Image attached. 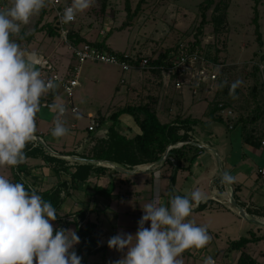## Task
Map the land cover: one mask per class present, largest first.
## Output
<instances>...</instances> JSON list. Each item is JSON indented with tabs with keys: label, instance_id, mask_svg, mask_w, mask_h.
<instances>
[{
	"label": "rangeland",
	"instance_id": "rangeland-1",
	"mask_svg": "<svg viewBox=\"0 0 264 264\" xmlns=\"http://www.w3.org/2000/svg\"><path fill=\"white\" fill-rule=\"evenodd\" d=\"M64 1L70 2L72 0ZM202 1L146 0L141 11L132 21L133 23L123 27L124 22L127 20L126 0H109L105 11L101 9L100 0H92L88 9L76 14L77 19L72 27L92 41L102 40L108 35L107 44L115 51H127L140 59L144 57L154 59L168 48L173 51L177 44L192 42L196 38L195 33L202 20L200 11ZM130 2L132 10H134L139 0H130ZM218 2H221L219 12L225 11V3L228 5L225 23L219 27L218 31L215 30L212 18L219 12L215 13L214 5L207 12L208 23L205 24L201 35L200 51L210 60L222 65L220 67L222 80L227 81L229 84L237 80L242 81L239 86L240 92L235 96L234 105L232 106L238 119L240 116L252 114L254 110L251 91L255 77L252 71L256 66V62L260 60L261 51L264 48V0H261L259 5L262 44L257 39L256 27L252 21L254 16L253 0H216V3ZM6 5L10 6V0H0V7ZM39 16L40 12L33 15L29 24L21 26V31L31 32ZM44 20L52 21L53 14L49 11ZM19 37L13 36V40L17 42ZM19 44L27 52L39 53L45 58L48 54L54 53L52 59H46V62H50V67L44 68L46 73L51 68H55L64 77L69 69H67L68 63L73 62V60L76 61L72 50L62 41L60 36L50 37L44 32H38L31 42L25 40ZM34 59L36 60L35 56ZM36 67L40 70L39 66L36 65ZM162 75L153 72L149 67L123 71L118 66L109 63L86 61L81 69V84L74 91L72 98L74 104L79 108V113L69 111L65 116L60 117L69 129L68 133L63 137L55 138L51 132H48L51 128H54L50 119L55 114L48 108L41 107L40 103L37 112L39 113V120L37 121V114L35 118L36 133L42 131L46 134L41 136L35 134V136L42 137L51 150L49 151L43 144L42 146L52 154L74 148L82 152L90 142L88 139V126L91 123L88 117L90 112L91 115L96 117L95 119L101 116L109 119L112 113L123 106L148 102L157 110L159 118L163 122L175 117L183 107L192 108V106H195L194 116H202V112L207 106L206 102L213 100L215 91H204L201 92V95H193L188 86L178 89L175 86V80L170 78L166 71L162 72ZM122 79H124V82H122ZM55 93L54 100L59 99L64 103L70 100L60 85ZM201 97L203 98L201 99ZM198 99L206 102H199ZM48 115L50 117L47 119ZM237 119L232 120L233 124ZM108 125L106 123L97 128L94 135L101 136L103 134L101 131L105 130ZM257 125L260 130H264V118L259 119ZM195 129L197 134L202 130L209 137L212 136L215 143L218 144L219 142L221 144V146H217L219 149L217 148L215 154L217 164H219L218 156L221 161L224 160V151L227 153L233 152L232 163H238L241 159L243 141L240 125L229 129L225 121L222 122L208 117L203 123H199ZM86 138L88 141L84 140ZM35 141L37 140L35 139ZM201 146H206V144L201 143ZM246 148L248 155H251L250 152L252 151L255 152L252 157L256 156V159L254 158L256 164L264 163V149L253 145H247ZM206 151V154L210 152L209 150ZM200 159L201 156L196 161L198 162ZM67 160L73 162L74 159L68 157ZM246 160L243 165H250L252 161L250 159ZM28 162L33 166L40 164V161L34 158H29ZM114 169L111 167L112 171ZM134 171L135 174L113 171L117 177L115 180L116 187L114 188L116 195L111 197L94 194L93 190L95 184L109 186L110 179L112 180L111 175L93 176L88 184H83L79 190L72 191L73 195L66 200L58 212L61 221L56 219L52 222L54 227L57 229L71 228L76 231L73 221L75 212L78 209L87 210L89 219L99 226L100 243L103 245L107 243L111 236L120 232L135 234L138 228V220L144 214L143 205L155 200L164 206L170 207L171 196L181 195L178 192L181 189L182 193L191 192L195 187V177L189 176L188 179H185L183 176L186 174L185 171L178 172V179L176 178L173 185L170 178L172 174L170 165L162 164L161 166H152L148 170L138 171L135 169ZM34 172L39 176L37 180L38 190L46 189L62 178L61 176H52L50 169L45 166H37ZM0 175L14 182L11 166L0 167ZM181 175L184 178L183 181H180ZM32 180L31 177L27 178L29 182H32ZM245 185H247V182H245ZM170 188L173 190L171 191ZM243 190L244 193L241 194L240 192V196L242 199H246L243 194L247 193L249 188L245 186ZM249 196L250 191L247 199ZM235 209L237 210V208ZM223 212L224 210L220 206L210 205L205 210H196L192 206L191 215L187 219L195 221L197 225H206L210 241L203 248H191L183 252L180 258L183 259L184 264H203L204 258L208 256L215 260V264H237L240 251L228 249L230 240L248 236L250 228L255 231L262 230L259 234L264 233V224L260 223L258 225L248 221L238 210V215H235V217L226 215ZM250 217L256 219L254 215H250ZM262 220L264 222V219ZM68 222H71V224ZM241 222L244 223L241 225ZM145 226L150 227V221ZM75 251L82 257L85 248H83L81 238L80 243L75 245ZM248 252L256 258L258 264H264V240L258 243H250ZM122 255L123 253L109 248L105 253L99 252L90 255L87 262L89 264H109V261L118 260Z\"/></svg>",
	"mask_w": 264,
	"mask_h": 264
},
{
	"label": "clouds",
	"instance_id": "clouds-1",
	"mask_svg": "<svg viewBox=\"0 0 264 264\" xmlns=\"http://www.w3.org/2000/svg\"><path fill=\"white\" fill-rule=\"evenodd\" d=\"M92 0H72L64 8L61 23L74 21L78 12L91 6ZM46 0H10L0 7V167H15L26 159L25 147L35 141L36 114L41 97L59 85L45 80L37 69L35 54L21 48L12 36H20L21 26L45 8ZM23 39V37H20ZM227 81L221 85L225 86ZM242 84L237 80L229 86V95ZM56 115L52 136H65L69 129L60 119L67 112L59 99L48 105ZM235 177L225 171L221 184L230 186ZM205 199L200 189L186 195L171 196L170 207L158 201L142 206L135 234L120 232L111 236L108 247L123 253L109 264H184L181 255L188 249H200L210 241L206 225L187 219L193 203ZM56 209L37 190L20 182H11L0 175V264H82L75 251L80 243L71 228H55ZM150 221V227L145 225ZM203 264H215L211 256Z\"/></svg>",
	"mask_w": 264,
	"mask_h": 264
},
{
	"label": "trees",
	"instance_id": "trees-1",
	"mask_svg": "<svg viewBox=\"0 0 264 264\" xmlns=\"http://www.w3.org/2000/svg\"><path fill=\"white\" fill-rule=\"evenodd\" d=\"M146 0H139L134 10H132L130 0H126L125 9L127 10V20L124 22V26H128L133 23L132 21L141 11L142 5ZM254 1V16L252 18L255 24V31L258 41L262 44V33L260 31V11L259 5L261 0ZM101 9L105 11L109 0H100ZM47 5V4H46ZM215 5V6H214ZM214 6V11L219 12L221 10V2L216 3V0H203L200 3V11L202 20L195 33L196 38L189 42L190 49H201V35L206 23H208L207 12ZM228 5L225 3V11L219 12L212 18L215 24V30L218 31L219 27L225 23L227 15ZM50 9L46 6L40 11V16L35 22L31 32L21 31V36L17 39V43H21L25 40L31 42L34 36L38 32H44L48 36H60L59 25L57 24L54 16L52 21H45L44 17L49 14ZM51 12V11H50ZM69 37L72 43L81 45L89 43L96 47H99L106 51L115 52L118 56L125 58L130 63H139L140 58L130 54L126 56L123 51H115L107 44V38L102 40H89L79 31L70 27ZM13 39V36L11 37ZM178 44L174 47L165 50V52L159 54L156 58L150 59V66L159 65L161 68H152L153 72L161 74L163 67H166L169 62L174 58ZM202 53V52H201ZM255 77V82L252 88V100L254 104V110L252 114L240 116L236 122V125H240L242 129V136L246 143L260 147L264 140V130H260L257 125L259 119L264 118V85L261 82L260 75L257 66L252 71ZM225 80L219 81V86L214 94L213 100L208 102V115L211 119L223 121L219 114V104L223 103L225 106L234 105V98L229 95V84L221 87ZM239 87L235 90V96L239 94ZM55 92L50 91L46 95L41 97L40 103L45 101H52L55 97ZM123 115H129L132 118L133 126L125 125L122 127L121 117ZM110 124L108 125L107 132L104 136L94 135V131L89 132V144L84 151L80 152L77 148L73 150H62L52 154L45 149L38 141L29 142L24 151L26 159L18 166L11 167L13 181L23 183L26 189L31 186L37 190V194L41 195L45 201H50L53 207L56 209L57 216L59 210L63 207L66 200L71 197L72 191L79 190L81 185L88 184L93 176L105 175L108 171H112L107 164H117L120 166L135 169L138 165L154 164L158 162L170 145L177 144L178 142L188 141L182 146L173 147L169 150V156L163 162L164 165H170L172 167V174L170 176L171 183L175 184L177 173L179 171H191L192 166L200 155L202 148L192 143V132H194L196 125L199 123V119L192 118L191 116L178 115L175 119L163 122L157 113V110L152 107L150 103L129 104L119 108L112 113L109 117ZM97 128L106 124L107 119L103 116L96 119ZM136 127V128H134ZM191 132V134H190ZM80 156L86 158L85 161L73 160L70 162L68 157ZM175 160H172V158ZM29 158L41 159L44 163L40 165H30ZM37 166H47L52 172V176H61V179L43 190L37 189L38 176L35 174L34 169ZM113 171L119 172L114 169ZM120 173V172H119ZM31 177L32 182L27 181V178ZM238 186H234V198L238 201L236 191ZM114 183L110 181V185L107 187L94 185V194L101 196H113ZM171 191L173 190L170 188ZM212 202V201H210ZM239 202V201H238ZM239 204L246 209L249 215L264 216V206H258L256 208L245 206L243 203ZM208 202H199L196 210H205L210 207ZM219 206V205H218ZM74 223L76 232L81 238L83 248L85 251L82 255V264H89L87 262L88 257L92 254L99 252H106L109 247L108 244L100 243V230H98V224L91 221L88 217V211L84 209H78L74 214ZM79 218V219H78ZM61 221L60 217H57ZM71 224V222H68ZM264 240V233L257 234V232L250 230L248 236H241L239 239L230 240L228 249L240 251L237 264H258V261L254 256L248 252V245L250 243H258Z\"/></svg>",
	"mask_w": 264,
	"mask_h": 264
},
{
	"label": "built area",
	"instance_id": "built-area-1",
	"mask_svg": "<svg viewBox=\"0 0 264 264\" xmlns=\"http://www.w3.org/2000/svg\"><path fill=\"white\" fill-rule=\"evenodd\" d=\"M71 2L72 1L65 2L64 0H46L47 7L50 9L57 24L59 25L60 37L62 41L66 43L68 47L72 50L76 59V63L69 67L65 76L62 77L56 71L55 68H51L50 71L47 73L44 72V68L50 67V62H46V59L48 58H45L43 55L35 54L37 64L41 67V78L45 80L54 79L55 82L59 84L60 87L69 96L70 100L67 103H64L67 108L66 114L69 111H71L72 113H79V108L74 104L72 98L74 91L81 84V69L82 65L86 61H99L109 63L118 66L123 71H129L133 68H161L159 65L150 66L151 60L149 57H144L140 59L139 63H130L125 58L118 56L115 52L103 50L89 43H84L81 45H76L72 43L69 37V32L71 29L70 27H72L75 23L77 16L75 17L74 21L68 24L61 23V16L63 14L64 8L70 6ZM188 43L181 42L178 45L174 58L169 62L166 67H163L161 71H166L170 78L175 80V86L178 89H182L184 86H188L189 89L192 91L193 95H201V92L203 93L204 91L216 92L219 86V81L221 79L220 67L222 65L207 58L204 54L201 53L199 49H190ZM125 53L126 56L130 55V53ZM256 66L258 68L261 82L264 85V48L261 51L260 60L256 62ZM122 82H124V79H122ZM53 101L54 100L45 101L42 106L49 109L48 105L51 104ZM219 114L227 123H230L232 120L237 119V114L235 110L230 106H225L223 103L219 104ZM88 117L91 120L88 129L90 131L96 130L98 123L95 117L93 115H88ZM230 128H232V125H230ZM187 142L188 141L178 142L177 144H175V146H172L171 148L182 146L184 143ZM262 145L264 146V140L262 141ZM172 160L175 159L172 158ZM144 166L145 168H141L142 165H138L135 167V169L138 171H141L142 169L148 170L154 165L145 164ZM259 173L264 177V168L259 169Z\"/></svg>",
	"mask_w": 264,
	"mask_h": 264
},
{
	"label": "crops",
	"instance_id": "crops-1",
	"mask_svg": "<svg viewBox=\"0 0 264 264\" xmlns=\"http://www.w3.org/2000/svg\"><path fill=\"white\" fill-rule=\"evenodd\" d=\"M1 7H3V6H1ZM123 52H127V51H123ZM37 55H42V54L38 53ZM53 55H54V53L48 54V56L46 58L52 59ZM74 63H76L75 60H73V62L68 63L67 69L69 67H71L72 65H74ZM37 66H39V65L37 64ZM39 68H40L39 71H41L40 66H39ZM161 75H162V73H161ZM162 79L164 80L163 77H162ZM49 92H47V93H49ZM47 93H45L44 95H46ZM202 98L203 97H201V99ZM199 100L200 99H198V101ZM204 101L205 100H200L199 102H204ZM62 103H64V102H62ZM206 105L207 106H205V110L202 112V116H200L201 118L194 116L195 106H192V108L191 107H183L181 112L177 113V115L175 117H172L170 120L175 119L178 115H183V116H191L192 118H197V119H199V123H203L205 121V119H207L209 117V115H208V101L206 102ZM41 107H42V104H41ZM170 111H172V109H170ZM91 114L92 113L90 112L89 116ZM49 117L50 116L48 115L47 119ZM221 118H222V116H221ZM55 119H56V115H54V117H51V119H50L51 120L50 122H52V125H54V126H55ZM38 120H39V113H37V121ZM222 120H223L222 122L225 121L223 118H222ZM121 121H122V125H121L122 127H124L125 125L133 126L132 118L129 115H123L121 117ZM165 122H167V121H165ZM106 123L110 124V120L107 119ZM199 123L196 126H198ZM230 125H232V128H230ZM227 126L229 129H233L235 127V125L233 124V121H231L230 123H227ZM107 128L108 127H106L105 130L101 131L103 133L101 136H104L106 134ZM134 128H136V127H134ZM48 132H52V128ZM35 134L41 136V135H45L46 132L39 131V133H35ZM190 134H191V132H190ZM88 135H89V132H88ZM191 135H192V141L191 142L196 144L200 148H202V150L200 151V155H199V156H201V159L198 162L195 161L194 165L191 168V171H185L186 174L183 176L185 179L186 178L188 179L189 176L195 177L194 178V186H195L194 190L198 188L205 194V199H203L201 201V203L208 202L209 204L214 205V206L219 205L220 208L224 210L223 213H225L226 215H230V216L235 217V215H238L237 214L238 209L236 210L230 204L229 199H230L232 187L234 189V186H238L237 187L238 189L236 191V196H237L238 201L240 203H243L246 207L249 206V207L256 208L258 206H264V177L259 173V169L264 168V166H262L264 163H262V164L257 163L256 164V161H255L256 156H254L255 159L252 157L253 155H255V152L252 151V152H250L251 155H248L249 153H247L246 147H247V145H250V144H248L244 141L243 136H242V141H243L242 142L243 143L242 156H241V159L239 158L240 160L238 161V163H232L231 162L232 157H233L232 151H230L228 153L224 151L223 152L224 160L221 161V165H220V164H217V162H216L215 154L217 153V151H216L217 148L219 149V147H217V146H221V144L219 142H218V144L215 143L213 137L212 136L209 137L202 130L200 132H198V134H197L196 129H195ZM84 140L88 141L87 138ZM198 141H200L203 144H206V146H201V143ZM260 147L262 149H264V146H260ZM206 150H209L210 152L206 154V152H207ZM246 159H250L252 161L251 164L248 166L243 165L247 161ZM36 160L40 161L39 162L40 164L44 163L41 159H36ZM253 163H254V165L255 164L256 165L254 166ZM40 164H37V165H40ZM45 167H47V166H45ZM142 168H145V166L142 165ZM225 171L229 172L232 176L235 177V182L233 184H231L230 186H225V185L221 184V174ZM116 173L113 171H109V173L108 172L106 173L107 176L111 175L112 180L110 179V181H112L114 183L115 187H116V185H115L116 181L115 180L117 178ZM183 176L182 175L180 176V181L184 180ZM176 178L178 179V173H177ZM181 178H182V180H181ZM245 182H247V185H245V186L247 188H249V190L247 193L243 194V196L246 199H244V198L242 199V197L240 196V192H241V194L244 193L243 188L245 187L244 186ZM259 183H262V184L260 185ZM180 184H181V182H180ZM103 187H105V186H103ZM249 191H250V196L247 199ZM178 192L181 193L182 196L190 193V192L182 193V189ZM115 195H116L115 192H113V196H115ZM210 201H212V202H210ZM197 205H198V203L194 202L192 206H193V208H196ZM248 216H249L248 221L254 222V221L250 220L251 219L250 215H248ZM254 216L256 217L257 220H259V223H256V222H254V223H256L258 225L260 223L264 224V222L262 220V219H264V216H257V215H254ZM242 223H244V222H241V225H242ZM260 226H258V227H260ZM250 230L255 231L253 228H250ZM260 231H262V230L258 229L255 232H257L259 234Z\"/></svg>",
	"mask_w": 264,
	"mask_h": 264
},
{
	"label": "water",
	"instance_id": "water-1",
	"mask_svg": "<svg viewBox=\"0 0 264 264\" xmlns=\"http://www.w3.org/2000/svg\"><path fill=\"white\" fill-rule=\"evenodd\" d=\"M36 140L38 142H40L41 144H43L49 151L51 150L47 144L45 143V141L42 139V137L40 136H36ZM172 146H175V144L173 145H170L169 148L167 149V151L165 152V154L163 155V157L156 163H154L153 165L154 166H157V165H162L163 162L165 161V159L169 156V150L171 149ZM74 160H79V161H85L86 158H83V157H80V156H73L72 157ZM218 159H219V164L221 165V160L218 156ZM109 166L115 168L116 170L120 171V172H123V173H127V174H135V169H130L128 167H124V166H120V165H117V164H110ZM229 202L232 206H234L235 208H237L239 210V212L242 214V216L246 219H249V214L246 212V209L244 207H242L239 202L234 198V189L232 187V191H231V195H230V199H229ZM250 220L256 222V223H259V220L255 219V218H251Z\"/></svg>",
	"mask_w": 264,
	"mask_h": 264
},
{
	"label": "bare ground",
	"instance_id": "bare-ground-1",
	"mask_svg": "<svg viewBox=\"0 0 264 264\" xmlns=\"http://www.w3.org/2000/svg\"><path fill=\"white\" fill-rule=\"evenodd\" d=\"M142 168V167H141Z\"/></svg>",
	"mask_w": 264,
	"mask_h": 264
}]
</instances>
